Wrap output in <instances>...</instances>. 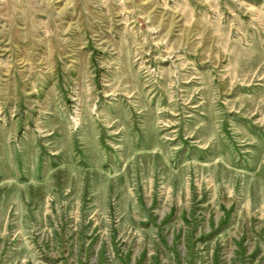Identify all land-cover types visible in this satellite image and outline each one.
<instances>
[{
    "label": "rangeland",
    "instance_id": "374dc122",
    "mask_svg": "<svg viewBox=\"0 0 264 264\" xmlns=\"http://www.w3.org/2000/svg\"><path fill=\"white\" fill-rule=\"evenodd\" d=\"M0 264H264V0H0Z\"/></svg>",
    "mask_w": 264,
    "mask_h": 264
}]
</instances>
